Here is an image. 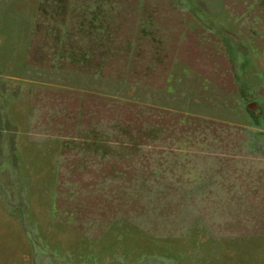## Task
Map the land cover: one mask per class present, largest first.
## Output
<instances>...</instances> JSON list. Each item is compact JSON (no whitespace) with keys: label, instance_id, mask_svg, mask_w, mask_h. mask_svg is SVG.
Returning <instances> with one entry per match:
<instances>
[{"label":"crops","instance_id":"1","mask_svg":"<svg viewBox=\"0 0 264 264\" xmlns=\"http://www.w3.org/2000/svg\"><path fill=\"white\" fill-rule=\"evenodd\" d=\"M97 1L0 0V143L3 134L15 143L58 133L83 143L77 150H136L140 177L145 150H173L190 131L209 153L242 150L229 133L264 132L247 114L259 108L264 0H186L183 29L162 8L132 13L130 3ZM16 158L24 160L5 164ZM101 159L92 164L114 166ZM154 161L160 168L173 158ZM218 183L209 189L229 197Z\"/></svg>","mask_w":264,"mask_h":264},{"label":"rangeland","instance_id":"2","mask_svg":"<svg viewBox=\"0 0 264 264\" xmlns=\"http://www.w3.org/2000/svg\"><path fill=\"white\" fill-rule=\"evenodd\" d=\"M172 1L118 2L132 13L165 9L164 21L183 29L187 1ZM257 74L259 108L247 114L264 129V69ZM9 136L0 143V264H264V132L229 133L242 150L209 153L190 131L173 150H145L140 177L136 150H77L83 143L58 133ZM163 154L172 163L153 165ZM13 156L24 160L5 164ZM101 158L114 166L92 164ZM218 182L229 197L209 189Z\"/></svg>","mask_w":264,"mask_h":264},{"label":"water","instance_id":"3","mask_svg":"<svg viewBox=\"0 0 264 264\" xmlns=\"http://www.w3.org/2000/svg\"><path fill=\"white\" fill-rule=\"evenodd\" d=\"M249 107L252 108V109H256L255 103L250 104Z\"/></svg>","mask_w":264,"mask_h":264}]
</instances>
